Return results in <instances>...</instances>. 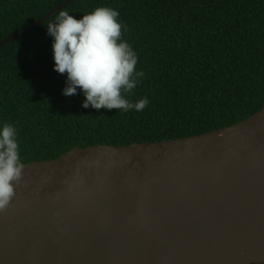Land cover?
<instances>
[{
  "label": "water",
  "instance_id": "obj_1",
  "mask_svg": "<svg viewBox=\"0 0 264 264\" xmlns=\"http://www.w3.org/2000/svg\"><path fill=\"white\" fill-rule=\"evenodd\" d=\"M23 165L0 211V264H264V105L202 134Z\"/></svg>",
  "mask_w": 264,
  "mask_h": 264
},
{
  "label": "trees",
  "instance_id": "obj_2",
  "mask_svg": "<svg viewBox=\"0 0 264 264\" xmlns=\"http://www.w3.org/2000/svg\"><path fill=\"white\" fill-rule=\"evenodd\" d=\"M64 0H0V40ZM120 12L121 39L143 71L132 102L143 111L82 107L65 96L53 68L46 25L60 11L77 18L97 7ZM264 105V0H71L0 47V124L16 127L22 163L76 147L128 145L202 134L232 125Z\"/></svg>",
  "mask_w": 264,
  "mask_h": 264
},
{
  "label": "clouds",
  "instance_id": "obj_3",
  "mask_svg": "<svg viewBox=\"0 0 264 264\" xmlns=\"http://www.w3.org/2000/svg\"><path fill=\"white\" fill-rule=\"evenodd\" d=\"M117 9L101 6L79 18L60 11L46 25L52 40L53 68L66 73L65 96L82 91V107L96 110L143 111L147 97L132 102L123 93L136 88L144 72L137 71L138 55L121 39L122 25ZM18 133L14 125L0 124V211L9 206L22 177Z\"/></svg>",
  "mask_w": 264,
  "mask_h": 264
}]
</instances>
